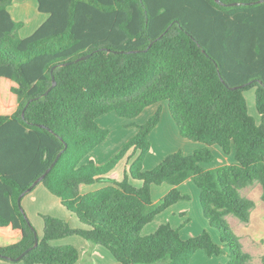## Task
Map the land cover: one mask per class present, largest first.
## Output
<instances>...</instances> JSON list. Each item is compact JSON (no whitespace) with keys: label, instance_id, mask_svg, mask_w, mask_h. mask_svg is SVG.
<instances>
[{"label":"trees","instance_id":"16d2710c","mask_svg":"<svg viewBox=\"0 0 264 264\" xmlns=\"http://www.w3.org/2000/svg\"><path fill=\"white\" fill-rule=\"evenodd\" d=\"M13 1L0 0V259L28 250L25 264H78L76 246L54 242L81 236L109 250L112 264H192L198 251L252 264L226 215L250 220L255 202L239 188L256 181L264 200V0H37L48 18L27 37ZM250 88L259 122L249 113ZM163 101L181 136L202 144L192 154L178 150L143 169L159 107L110 160L82 163L110 134L100 116L134 119ZM213 146L234 149L235 161L205 168ZM126 157L134 159L124 179L108 178ZM51 166L38 184L85 227L44 214L35 246L37 231L19 199ZM188 178L217 239L208 230L183 238L170 223L142 235L189 199L179 188ZM98 182L109 183L80 191ZM164 182L173 188L154 201L152 186Z\"/></svg>","mask_w":264,"mask_h":264},{"label":"rangeland","instance_id":"374dc122","mask_svg":"<svg viewBox=\"0 0 264 264\" xmlns=\"http://www.w3.org/2000/svg\"><path fill=\"white\" fill-rule=\"evenodd\" d=\"M16 2L18 3L19 1L17 0ZM35 2L37 3V0L30 3L31 11L33 12V10H35V15H40L39 13H41V12L38 11V7H37L38 3L34 7ZM35 15L32 14L31 17H35ZM22 22L24 24L26 23L25 20H23ZM23 27H24V25H23ZM22 28L19 31L20 36H22L21 35ZM245 96H246L247 103H248L249 113L255 119L259 120L260 116L256 110V104H255V88H250V89L246 90ZM162 108H164V107H162ZM148 113H150V110H147L144 113V117ZM165 115L168 117V119H173L171 117V114H170L169 106L168 107L165 106ZM165 115L163 114L164 118L162 116L160 122H162V120H163V123H164V119L166 120ZM97 122L101 126L106 127L110 130V134L105 141V144L101 150V153L99 154V157L102 160L105 159L106 162L108 160H110L120 150L121 147H119V146H121V142L124 140V137L129 138L128 136L130 134H132V132H134L136 129L138 132V130H139L138 126L139 125L144 124V123H142L143 121H142L141 116H140V118L126 119V118H121V117L117 116L115 113H108V114H105L103 116H100L97 119ZM164 125L165 126H162V128H160V129H163L164 132L167 133L166 124L164 123ZM166 136H170V134L167 133ZM166 136H164L161 140H159L155 137L153 139H151L150 135H149L151 143H152V145H154V148L156 149L155 153L161 152V150L158 146L159 145L161 146V143L163 142L162 140H165ZM162 147H165V146H162ZM179 150H181V149H179ZM149 162H150V158H149ZM215 163L216 164L221 163V159L218 158V156L216 158ZM124 167H125V163L120 164L118 167L119 169L123 168V171L118 169V172L121 173L120 181L123 180L124 176H125L124 175V169H125ZM128 172H129V168H128ZM136 183L138 184L137 186H141V183L139 181ZM191 183H192L191 184L192 188L190 189V191H188V193L190 195L189 199L182 200V201L178 202L177 205L173 206L172 208L170 207L163 214L156 217L155 221L152 224H150L152 226L149 225L143 229L142 235H146V234L151 233L148 230H151L153 227H158L159 225H161L163 223H170L171 222L172 226H176V224H179L180 222H182L179 225V227L183 224L180 227L181 228V230H180L181 235L183 236V238H190V237H193V236H196V235L202 233L203 230H208L212 234V236L215 239H217L218 231L215 228H212L210 226L209 222L207 221V219L203 215V211H202V207H201V204L199 201L198 193L196 192V190L199 191V188L197 186H195L194 182H191ZM41 185L42 186H39V187H43L42 189L44 192L41 193V192H39L40 190L39 191L36 190V192H33V190H32V191L28 192V194H26L27 197L25 196L26 198L24 201L22 199V205H23L25 211L27 212L28 217L30 218L32 224L34 225V227L37 231V234L40 238H42V236L44 234L43 227H42L43 226V216L42 215H44V214H49V215L56 216L58 218L67 220V221H69L70 225L74 228H76L77 226L78 227H85L73 213H71L66 207H64L62 205L61 200L57 196H54L53 194H51L45 188V186H43V184H41ZM157 186H160L161 188H159V189L161 192H163V191L167 190L168 188H170L171 184L168 182H164L163 184L157 185ZM36 187L34 189H36ZM260 188L262 189V186L258 181L254 182L250 185H247L246 187L239 188V193L243 197L249 198L255 202V206L251 210V215H252L253 220L250 219L248 222H244L233 214L226 215V219L229 222L234 233L239 238L241 237L242 238L241 241H243L245 243V244L244 243L242 244V249L244 252L249 253L251 255V263L252 264H262V256L264 255V246L259 247V245H258L259 241L257 240V238L264 237V233H263L264 232V226H261V224H260V228H259L260 232L257 231L258 233L255 232L253 235L251 234L252 231L249 227L250 224H251V226H253L252 223L254 224L259 218H262V220H264V200L262 198L263 190L261 193ZM180 207L187 208V210L189 212L188 217L190 216L191 220H188V222H186V223H184L186 220V219H184V217H181V216L176 217V218L172 217V214ZM250 218H251V216H250ZM169 220H170V222H169ZM245 223H249V225L245 224ZM183 229H185V230H183ZM249 235L251 236L250 238L255 237V239L257 241H254L252 243V241L247 239V237H249ZM59 241L60 240H58V242ZM62 241H63V243L71 244V245H74L78 248L79 252L81 253L80 254V261L78 262V264H112V263H115V261H116L114 256L111 254V252L109 250H107L105 247L100 246V245H91L90 242H88L86 239H84L81 236H69V237H66L65 240L63 239ZM62 241H60V243ZM0 242H3V241H0ZM94 250H96L95 254L93 253ZM227 258L228 257L226 254H223V255L218 256V257H208L205 255L204 252L198 251L193 258L192 264H221V262H223V264H225ZM0 264H25V263H24V261H21V260L11 261V260L0 259Z\"/></svg>","mask_w":264,"mask_h":264},{"label":"crops","instance_id":"0c3cea01","mask_svg":"<svg viewBox=\"0 0 264 264\" xmlns=\"http://www.w3.org/2000/svg\"><path fill=\"white\" fill-rule=\"evenodd\" d=\"M17 0H14L13 1V4L12 6L10 7V11L13 15V17L17 20V21H23L25 20L26 23L24 24V27L22 28L21 30V35L22 37H27L29 35H31L33 32H35V30L48 18V14L46 13H39L40 15H35V10H33V12L31 11V8H30V3L35 1V0H18L19 2L17 3L16 2ZM37 3L35 2L34 4V7ZM38 7V6H37ZM39 11V10H38ZM32 12V13H31ZM40 12V11H39ZM32 14L35 15V17H31ZM38 21V22H37ZM28 23V24H27ZM165 106L168 107L169 104L167 101H163V102H160V103H156V104H153L149 107H147L140 115H138L136 118H140V116L142 117V123H145L157 110L159 107H164L162 108V116L163 114L165 115ZM170 109V108H169ZM147 110H150V113H148L145 117H144V113L147 111ZM114 113V112H112ZM116 114V113H115ZM171 114V112H170ZM117 115V114H116ZM103 116V115H102ZM118 116V115H117ZM161 116V117H162ZM166 117V120L164 119V123L166 124V128H167V133L170 134V136H166L167 133L164 132L163 129H160L162 128V126H165L164 123H163V120L162 122H159L160 124H158V126H156V128L150 133V138L153 139L154 137L161 140L164 136H166L165 140H162L163 142L161 143V146L159 145L158 147L160 148L161 152H156V149L154 148V145H152L151 147V150L148 152L145 160H144V164H143V169L144 170H150L152 169L153 167H155L157 164H159L162 160L165 159V157L167 155H169L170 153H173V152H176L178 151L179 149H181L183 151L184 154L186 155H189V154H192L197 148L201 147L202 144L198 143V142H194V141H191V140H188L186 138H183L180 134V131L178 129V126L176 124V122L174 121V119H168V117L165 115ZM172 117V115H171ZM164 118V116H163ZM173 118V117H172ZM258 122L260 121V119H256ZM161 121V120H160ZM137 133V129L132 132V134H130L128 137L129 138H125L124 137V140L121 142V146L119 147H122L132 136H134L135 134ZM160 137H159V136ZM127 137V136H126ZM108 138V137H107ZM172 139V140H171ZM106 141V140H105ZM105 141L100 144L99 146H97L87 157L84 158V160L82 161V163L86 164V163H89L90 161H93L95 162L97 165H102L104 162H106V160H102L100 157H99V154L101 153V150L105 144ZM169 141V142H168ZM162 146H165V147H162ZM121 149V148H120ZM212 150L214 151V154H215V159L214 161L210 162V163H204L203 166L205 168H215V167H218V166H221V165H225V164H230V163H233L235 161V150L233 149V151L230 153V154H225L223 152V150L219 147V146H213L212 147ZM220 158L221 159V163L220 164H216L215 161H216V158ZM149 158H150V162H149ZM101 159V160H100ZM134 159V158H133ZM133 159H128L127 157L124 158L119 164L118 166L116 167V169L108 176V178L110 179H115L117 181H120V176H121V173L118 172V167L120 164L122 163H125V169H124V175L128 172V168L130 166V163L132 162ZM119 170H122L123 171V168L119 169ZM121 171V172H122ZM191 182H194L191 178H188L186 179L183 183L180 184L179 188L181 190V192L183 194H187L189 195L188 191H190V189L192 188V183ZM109 182H98V183H95V184H83L80 186V191L82 193H86V192H89V191H92V190H95V189H98L104 185H107ZM42 184V183H41ZM41 184H38L36 189H33V192H36V190H40L39 192H44L43 191V187H39V186H42ZM136 185H138L136 183ZM44 186V185H43ZM196 186V184H195ZM46 188V187H45ZM161 188L160 186H157V185H153L152 186V195H153V199L154 201H158L161 197H163L166 193H168L172 188L173 186L171 185L170 188H168L167 190L161 192L160 189ZM47 189V188H46ZM170 189V190H169ZM45 190V189H44ZM48 190V189H47ZM169 190V191H168ZM195 190V189H194ZM168 191V192H167ZM260 191L262 193V189L260 188ZM196 192L198 193V197L200 196V189L199 191L196 190ZM190 196V195H189ZM27 197V196H26ZM24 196L23 198V201L25 200L26 198ZM59 198V197H58ZM60 199V198H59ZM200 201V200H199ZM177 205V204H175ZM174 205V206H175ZM173 207V206H172ZM171 207V208H172ZM178 207V206H177ZM164 213V212H163ZM161 213V214H163ZM188 210L187 208L185 207H180L178 208L173 214H172V217H184L185 222L190 219V216L188 217ZM160 214V215H161ZM40 215V214H39ZM159 216V215H158ZM157 216V217H158ZM56 217V216H55ZM180 217V218H181ZM252 219V215H251V218ZM253 220V219H252ZM155 221V219H154ZM153 221V222H154ZM208 221V220H207ZM152 222V223H153ZM170 222V220H169ZM184 222V223H185ZM151 223V224H152ZM182 222H180L179 224H176V226H173L174 228H179V225L181 224ZM251 223V222H250ZM171 224V222H170ZM245 224H248L249 223H245ZM260 224L261 226H264V220H262V218H259L254 224L252 223L253 226H251V224L249 225L251 231H252V235L255 233V232H260L259 231V228H260ZM150 225V224H149ZM147 225V226H149ZM183 225V224H182ZM181 225V226H182ZM146 226V227H147ZM152 226V225H150ZM180 226V227H181ZM43 232H44V220H43ZM189 227V226H188ZM74 228V227H73ZM76 228H79L78 226ZM157 227H153L151 230H148L150 232H153ZM186 229V228H185ZM183 229V230H185ZM204 231V230H203ZM257 232V233H258ZM264 233V232H263ZM251 236L249 235V237H247L248 240L252 241V243L254 241H259L258 245L259 247L260 246H264V237H260V238H257V240L254 238H250ZM246 238V237H245ZM244 238V239H245ZM65 240V238H63ZM62 239V240H63ZM240 241H241V237L239 238ZM60 239V241H62ZM60 241L58 242L55 241L54 244H66V243H63V241L60 243ZM58 242V243H57ZM70 243V242H69ZM241 243L243 244L244 242L241 241ZM245 244V243H244ZM96 250H94V254L96 253L95 252ZM81 254V253H80ZM80 261V260H79ZM228 261V258L226 260V262ZM225 262V264H226ZM221 264H223V262H221Z\"/></svg>","mask_w":264,"mask_h":264},{"label":"water","instance_id":"95a60500","mask_svg":"<svg viewBox=\"0 0 264 264\" xmlns=\"http://www.w3.org/2000/svg\"><path fill=\"white\" fill-rule=\"evenodd\" d=\"M217 2H220V0H216ZM262 1V0H261ZM261 1H258V2H261ZM222 4L223 5H226V6H232V5H237V4H239L238 2H231V3H225V2H222ZM86 57H88V56H86ZM86 57H82V58H80V59H83V58H86ZM80 59H77V61L78 60H80ZM55 80H54V83H53V85L46 91V95L50 92V90L55 86ZM61 156V153H59L58 154V156L56 157V159H55V161L53 162V164H52V166H54L55 164H56V162L58 161V159H59V157ZM52 166L50 167V168H48V170L46 171V173L42 176V177H40L38 180H36L34 183H33V185L28 189V191H30L35 185H37L45 176H46V174L51 170V168H52ZM23 196V195H22ZM22 196L20 197V201L22 200ZM38 242H39V237H38V234L36 233L35 234V246H37L38 245ZM28 252V250H26V251H24L21 255H19L17 258H15L14 260L15 261H19V260H21L22 259V257L26 254ZM7 259H11V258H9V257H6Z\"/></svg>","mask_w":264,"mask_h":264}]
</instances>
